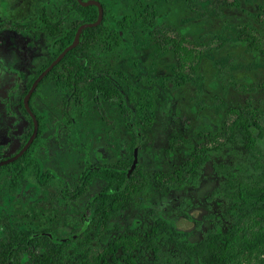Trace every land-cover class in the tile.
Segmentation results:
<instances>
[{"label":"rangeland","instance_id":"1","mask_svg":"<svg viewBox=\"0 0 264 264\" xmlns=\"http://www.w3.org/2000/svg\"><path fill=\"white\" fill-rule=\"evenodd\" d=\"M37 1L23 0L22 4L26 9L27 3ZM101 1L107 6L108 19L113 25L134 16L139 3L153 5L166 25L178 30L187 28L192 40L210 46L211 50L200 66L199 77L177 87L171 81L176 65L172 54L163 51L137 25H132L124 34L122 46L101 58L103 67L116 74L111 80L124 95L125 115L118 104L99 103L88 105L82 112L72 105L68 117H62L61 98L56 91L53 121L49 122L38 152L44 169L56 179L40 187L35 179L27 178L16 191L10 188L7 176L2 178L0 238L4 220L16 227H49L57 236L74 233L78 227L74 221L90 198L102 192L106 184L95 181L77 202L63 199L61 190L74 189L88 163L126 162L133 156L134 142L137 143L135 166L151 177L148 189L134 197L132 215L141 217V211L151 207L157 215L175 221L179 229L190 232L192 242L200 241L217 226L224 230L228 221L224 222L222 215L228 204L216 195L223 179L215 174L213 165L225 164L235 171L248 172L250 162L243 148H224L212 154L208 165L201 169L197 187L184 185L169 191L152 176L180 167L203 144L201 136L219 127L228 107L239 106L245 99L264 107V87H260L264 84V56L255 57L237 42L243 25L264 38L263 0H238L236 6L232 0H208L200 4V13L191 9L188 0ZM53 2L57 13L66 0ZM225 69L235 84L253 86L256 92L242 93L235 84H228L229 77H221ZM134 134L138 136L136 141ZM175 139L181 142L174 147ZM46 221H49L47 225Z\"/></svg>","mask_w":264,"mask_h":264},{"label":"trees","instance_id":"2","mask_svg":"<svg viewBox=\"0 0 264 264\" xmlns=\"http://www.w3.org/2000/svg\"><path fill=\"white\" fill-rule=\"evenodd\" d=\"M90 1L102 5L101 23L86 28L79 46L54 69L57 73L64 64L70 65L71 82L60 86L64 91V104H67V98H72L75 108L83 110L88 105L99 104L100 100L108 101L118 104L122 114H126L124 95L112 82L111 73H106L108 71L100 64V57L120 48L125 32L132 25H137L163 51L172 54L176 65L171 81L175 86H185L195 76L199 77L200 66L211 47L192 40L187 28L172 29L158 15L155 6L143 3H139L134 16L113 25L108 19L107 6L101 0H83L84 3ZM198 1L188 0L191 9L200 13V4L208 0ZM237 1L232 0V5L236 6ZM99 13L98 6L85 7L73 0L71 14L75 20H71L67 40L60 45L55 57L72 44L81 26L97 24ZM62 28V24L56 25L55 30L62 31ZM217 42L222 44L219 39ZM237 42L255 57L264 56V38L253 28L241 26ZM228 75L227 69L221 73L223 79ZM228 84H235L231 77ZM235 85L242 93L257 90L253 86ZM83 87L88 91L85 105H81L84 102L81 101ZM201 138L203 144L196 147L180 167L152 177L169 191L184 185L197 187L201 169L208 165L212 154L224 148H243L250 162L248 172L235 171L225 164L213 165L215 174L223 179L216 195L228 204L222 215L223 221H228L224 230L217 226L207 231L200 241L192 242L190 232L179 229L175 221L157 215L151 207L144 208L141 217L132 215L130 207L134 197L148 189L151 177L134 167L136 157L132 156L126 162L114 165L89 164L74 189L63 187V199L77 202L95 181L106 184L102 192L90 198L74 221L78 227L72 234L57 236L49 227H16L9 220L2 221L0 264H264V107L256 105L252 99H245L236 107L230 106L219 127L204 133ZM137 139L135 135V141ZM180 142L181 139L172 141L174 147ZM136 145L134 142L133 148ZM4 172L10 174L13 189L27 177L35 179L40 187L47 186L53 179L41 163L31 160L27 164L19 161L0 169V176Z\"/></svg>","mask_w":264,"mask_h":264},{"label":"flooded vegetation","instance_id":"3","mask_svg":"<svg viewBox=\"0 0 264 264\" xmlns=\"http://www.w3.org/2000/svg\"><path fill=\"white\" fill-rule=\"evenodd\" d=\"M22 2L23 0H0V163H6L1 165L0 169L12 166L19 161L25 164L30 160L41 163L39 147L49 122L53 121V102L56 91L61 98L62 117H68L70 107L75 106V100L73 101L72 98H67V104H64L62 99L64 91L60 89L61 85L71 82L70 65L64 64L57 73L54 71L67 55L41 79L30 94L38 78L63 53L62 51L58 57H55L60 45L67 40L65 37L71 28V20H75L71 14L73 0H66L62 10L59 9L57 13H55L53 0L27 3L25 6L29 8L26 9ZM13 9L14 13H12ZM60 24L63 26L62 31H56V25ZM80 40L81 35L77 47ZM102 57H100V64L103 66ZM106 73L114 75L110 71ZM82 81L84 83L85 79ZM87 96L88 91L83 87L82 97L86 99L82 98L81 101L84 102L82 104L80 102L81 105H85ZM100 103L114 102L100 100ZM79 111L82 112L84 109ZM133 156H135V148ZM89 164L114 165V163L101 162L87 165ZM51 175L55 179L54 175ZM4 176H7L11 183L8 172L0 176V182ZM10 188H12L11 185ZM13 190L17 191L19 187Z\"/></svg>","mask_w":264,"mask_h":264},{"label":"water","instance_id":"4","mask_svg":"<svg viewBox=\"0 0 264 264\" xmlns=\"http://www.w3.org/2000/svg\"><path fill=\"white\" fill-rule=\"evenodd\" d=\"M79 3L82 5V6H90V5H94V6H98L99 9H100V13H99V19H98V23L97 24H93V25H84V26H81L78 31H77V34L75 36V40L73 42V44L68 47L65 51H63V53L48 67V69H46L44 71V73L38 78V80L34 83L33 87H32V90L30 92V94L35 90V88L37 87L38 83L41 81L42 78H44L48 72H50V70H52L70 51H72L74 48L77 47L78 45V42H79V37L80 35L82 34V32L86 29V28H91V27H94V26H97L99 23H101L102 19H103V15H104V11H103V8H102V5L99 3V2H96V1H90L88 3H84L82 0H78ZM26 105L28 107V98L26 100ZM27 149V148H26ZM135 157H136V154H135ZM6 163H0V166L1 165H4ZM136 165V160L134 162V167Z\"/></svg>","mask_w":264,"mask_h":264}]
</instances>
